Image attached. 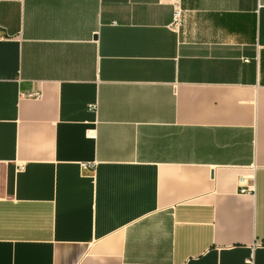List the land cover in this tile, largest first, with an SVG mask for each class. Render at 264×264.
Masks as SVG:
<instances>
[{"label":"crops","instance_id":"1","mask_svg":"<svg viewBox=\"0 0 264 264\" xmlns=\"http://www.w3.org/2000/svg\"><path fill=\"white\" fill-rule=\"evenodd\" d=\"M0 264H264V0H0Z\"/></svg>","mask_w":264,"mask_h":264},{"label":"built area","instance_id":"2","mask_svg":"<svg viewBox=\"0 0 264 264\" xmlns=\"http://www.w3.org/2000/svg\"><path fill=\"white\" fill-rule=\"evenodd\" d=\"M181 16H182V11L178 6L174 7V12H173V18H172V25L174 26H179L180 22H181ZM28 96L30 97H34V98H38L40 96V93L38 91H33L28 93ZM81 167L83 169H89L92 167L91 164H86V163H82ZM248 189L246 188H241L240 192H247Z\"/></svg>","mask_w":264,"mask_h":264}]
</instances>
